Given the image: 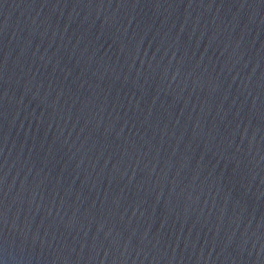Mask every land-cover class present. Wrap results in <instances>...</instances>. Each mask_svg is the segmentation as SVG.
Here are the masks:
<instances>
[{
    "label": "water",
    "instance_id": "obj_1",
    "mask_svg": "<svg viewBox=\"0 0 264 264\" xmlns=\"http://www.w3.org/2000/svg\"><path fill=\"white\" fill-rule=\"evenodd\" d=\"M0 264H264V0H0Z\"/></svg>",
    "mask_w": 264,
    "mask_h": 264
}]
</instances>
